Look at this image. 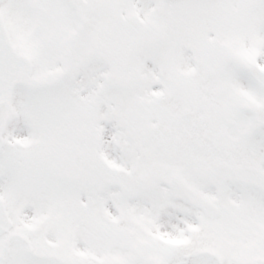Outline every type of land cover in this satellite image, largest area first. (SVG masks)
<instances>
[{
  "label": "snow or ice",
  "instance_id": "obj_1",
  "mask_svg": "<svg viewBox=\"0 0 264 264\" xmlns=\"http://www.w3.org/2000/svg\"><path fill=\"white\" fill-rule=\"evenodd\" d=\"M0 264H264V0H0Z\"/></svg>",
  "mask_w": 264,
  "mask_h": 264
}]
</instances>
